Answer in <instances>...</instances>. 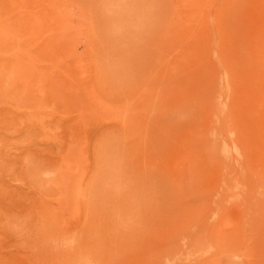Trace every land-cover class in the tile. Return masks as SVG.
I'll return each mask as SVG.
<instances>
[{"label":"rangeland","instance_id":"1","mask_svg":"<svg viewBox=\"0 0 264 264\" xmlns=\"http://www.w3.org/2000/svg\"><path fill=\"white\" fill-rule=\"evenodd\" d=\"M0 264H264V0H0Z\"/></svg>","mask_w":264,"mask_h":264}]
</instances>
